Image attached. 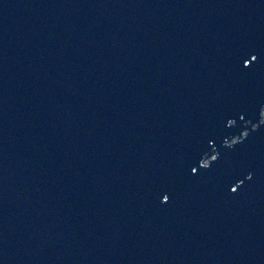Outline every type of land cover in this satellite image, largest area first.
<instances>
[{
	"label": "water",
	"instance_id": "obj_1",
	"mask_svg": "<svg viewBox=\"0 0 264 264\" xmlns=\"http://www.w3.org/2000/svg\"><path fill=\"white\" fill-rule=\"evenodd\" d=\"M0 264H264V0H0Z\"/></svg>",
	"mask_w": 264,
	"mask_h": 264
},
{
	"label": "rangeland",
	"instance_id": "obj_2",
	"mask_svg": "<svg viewBox=\"0 0 264 264\" xmlns=\"http://www.w3.org/2000/svg\"><path fill=\"white\" fill-rule=\"evenodd\" d=\"M245 133V131L243 132V134ZM239 137V136H238ZM235 138H237V136H235L231 141H234ZM214 155H212L211 157H213Z\"/></svg>",
	"mask_w": 264,
	"mask_h": 264
}]
</instances>
